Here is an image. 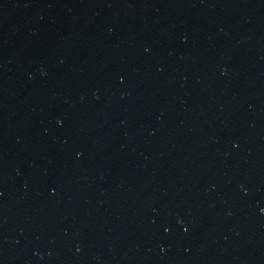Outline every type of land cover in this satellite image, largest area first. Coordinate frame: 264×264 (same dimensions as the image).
I'll return each mask as SVG.
<instances>
[{"label":"water","instance_id":"water-1","mask_svg":"<svg viewBox=\"0 0 264 264\" xmlns=\"http://www.w3.org/2000/svg\"><path fill=\"white\" fill-rule=\"evenodd\" d=\"M0 264H264V0H0Z\"/></svg>","mask_w":264,"mask_h":264}]
</instances>
